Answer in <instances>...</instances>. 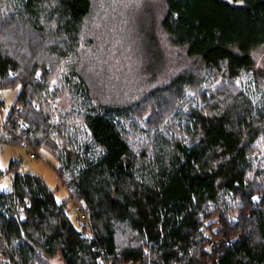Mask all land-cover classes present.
I'll use <instances>...</instances> for the list:
<instances>
[{
    "label": "trees",
    "instance_id": "obj_1",
    "mask_svg": "<svg viewBox=\"0 0 264 264\" xmlns=\"http://www.w3.org/2000/svg\"><path fill=\"white\" fill-rule=\"evenodd\" d=\"M166 2L162 29L195 71L123 104L73 60L92 0H0V90L19 89L0 143L21 145L27 121L94 232L13 160L6 264H264V0Z\"/></svg>",
    "mask_w": 264,
    "mask_h": 264
},
{
    "label": "rangeland",
    "instance_id": "obj_2",
    "mask_svg": "<svg viewBox=\"0 0 264 264\" xmlns=\"http://www.w3.org/2000/svg\"><path fill=\"white\" fill-rule=\"evenodd\" d=\"M166 4V0H92L82 48L79 57L73 60L84 69L85 77H89L106 102L112 97L123 104L137 100L181 72L195 71V61L188 56L186 48L176 44L162 29ZM263 53L261 50L257 57H262ZM243 83L248 85L249 78L246 77ZM0 91L7 101V107L1 113L3 117L9 115L15 105L19 89ZM259 146L264 151V140ZM37 153L36 158H29L22 143H0V163L5 171L0 180V191L13 190L15 174L9 171V166L13 160L20 161L19 171L42 176L57 190L60 201H68V213L78 221L83 202L62 184L57 173L58 160L47 150H37ZM70 194H73L72 200ZM21 213L25 216V212ZM51 261L52 264H64L60 256ZM6 263V259L0 257V264Z\"/></svg>",
    "mask_w": 264,
    "mask_h": 264
},
{
    "label": "built area",
    "instance_id": "obj_3",
    "mask_svg": "<svg viewBox=\"0 0 264 264\" xmlns=\"http://www.w3.org/2000/svg\"><path fill=\"white\" fill-rule=\"evenodd\" d=\"M38 79V77H37ZM0 80H1V75H0ZM7 107V101L5 100L4 95L1 93L0 91V126L3 128H7L8 126V115H4L3 117H1V113L3 111V108ZM19 110H21V107L19 108ZM18 121V130L19 133L23 134V138L21 140L22 146L25 147L27 149V157L29 158H36L38 153H37V149L35 148L34 144L32 141H30L27 138L28 135V129H29V124L27 123V121H25L22 118H17ZM25 160V159H24ZM20 162V161H19ZM70 200L73 199V194H70ZM21 212H24L23 209L19 208ZM80 219L83 223H85L87 225V235L90 237H94V232L91 228V221H90V217H89V208L87 205H85L84 203H81L80 205ZM221 242V240H217L216 242L213 241L211 242V246L213 245H219ZM129 264H137L136 262H134L133 260L129 262Z\"/></svg>",
    "mask_w": 264,
    "mask_h": 264
},
{
    "label": "bare ground",
    "instance_id": "obj_4",
    "mask_svg": "<svg viewBox=\"0 0 264 264\" xmlns=\"http://www.w3.org/2000/svg\"><path fill=\"white\" fill-rule=\"evenodd\" d=\"M28 138V137H27ZM22 139V138H21ZM21 163V162H20ZM14 177V176H13ZM63 184V183H62Z\"/></svg>",
    "mask_w": 264,
    "mask_h": 264
}]
</instances>
